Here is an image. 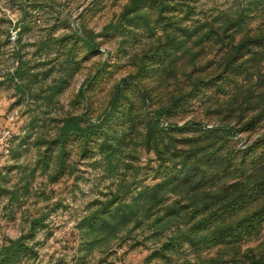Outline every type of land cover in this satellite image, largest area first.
<instances>
[{
    "label": "rangeland",
    "instance_id": "rangeland-1",
    "mask_svg": "<svg viewBox=\"0 0 264 264\" xmlns=\"http://www.w3.org/2000/svg\"><path fill=\"white\" fill-rule=\"evenodd\" d=\"M4 128L0 264H264V0H0Z\"/></svg>",
    "mask_w": 264,
    "mask_h": 264
},
{
    "label": "built area",
    "instance_id": "built-area-1",
    "mask_svg": "<svg viewBox=\"0 0 264 264\" xmlns=\"http://www.w3.org/2000/svg\"><path fill=\"white\" fill-rule=\"evenodd\" d=\"M11 37L14 38L13 33L11 34ZM14 118H15V113H11L7 116L8 121H13ZM9 137H10V129L4 128L0 131V143L4 153L9 152Z\"/></svg>",
    "mask_w": 264,
    "mask_h": 264
},
{
    "label": "trees",
    "instance_id": "trees-1",
    "mask_svg": "<svg viewBox=\"0 0 264 264\" xmlns=\"http://www.w3.org/2000/svg\"><path fill=\"white\" fill-rule=\"evenodd\" d=\"M70 130L76 133H80L83 130V127H81L80 124L78 123V117L72 116L65 121L62 131L68 132Z\"/></svg>",
    "mask_w": 264,
    "mask_h": 264
}]
</instances>
